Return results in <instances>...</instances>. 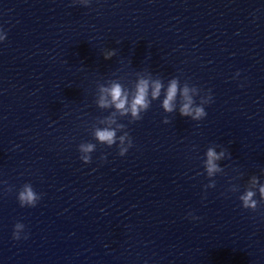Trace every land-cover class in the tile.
Wrapping results in <instances>:
<instances>
[{"label":"water","instance_id":"1","mask_svg":"<svg viewBox=\"0 0 264 264\" xmlns=\"http://www.w3.org/2000/svg\"><path fill=\"white\" fill-rule=\"evenodd\" d=\"M71 3L0 0V264H264V207L227 192L234 169L241 192L253 175L264 183V0ZM143 72L210 89L207 117L197 127L177 110L164 124L162 96L120 121L125 157L97 145L84 165L78 145L109 114L97 84ZM210 145L231 159L205 193ZM25 183L42 194L35 208L18 204ZM17 222L28 239L13 240Z\"/></svg>","mask_w":264,"mask_h":264},{"label":"clouds","instance_id":"2","mask_svg":"<svg viewBox=\"0 0 264 264\" xmlns=\"http://www.w3.org/2000/svg\"><path fill=\"white\" fill-rule=\"evenodd\" d=\"M76 5L88 8L91 5V0H72L70 6ZM6 39L7 33L0 28V44H3ZM116 54L115 50H106L103 53V58L106 61L111 60ZM239 75L237 72L236 77ZM124 79L125 77L118 76L103 84H97L94 102L99 110L109 114L97 118L88 126V131L94 142H82L78 145V158L84 165L92 163V155L97 150V145L108 149L115 147L118 156L125 157L134 147V142L127 125L120 121L127 119L128 124L141 121L153 102L160 100L162 96L160 106L166 114L162 121L164 124L171 123L167 117L177 113L178 110L181 117L196 122L199 127V123L207 117L206 106L214 102L210 89L205 92L196 84L190 83L189 80L182 79L180 75L169 79L167 83L162 77L153 76L150 72L137 73L135 81L128 85L122 82ZM218 148L219 151H217ZM230 159L231 154L226 148L219 145H210L207 148L202 162L203 172L198 173V175H206L209 181L204 185L205 193L208 189L216 187V176L225 174L220 162ZM100 160L106 161L107 156L101 155ZM234 171L238 174L229 181L230 186L227 192L233 195L240 193L238 200L241 208L245 211L256 212L259 208L264 207V183L253 175L241 192L240 185L232 181L241 179L244 174L238 169H234ZM261 175H264V170L261 171ZM5 191L11 193L13 188L9 187ZM16 198L21 208H35L42 199V194L37 193L30 183H25L17 191ZM188 216L193 220L199 219L191 212ZM12 238L16 241L28 239L23 223H15Z\"/></svg>","mask_w":264,"mask_h":264}]
</instances>
